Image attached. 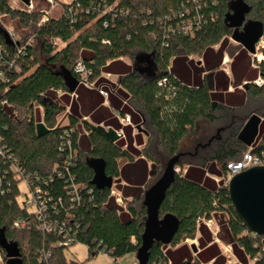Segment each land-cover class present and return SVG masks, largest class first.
<instances>
[{"label":"trees","instance_id":"1","mask_svg":"<svg viewBox=\"0 0 264 264\" xmlns=\"http://www.w3.org/2000/svg\"><path fill=\"white\" fill-rule=\"evenodd\" d=\"M232 1L72 0L70 14L49 17L38 25L40 12L10 9L5 0H0V10L16 19L20 28H26L16 42L0 29V72L4 75L0 78V102H4L0 104L2 143L34 181L35 177L42 179L51 174L54 165L62 169L63 177L53 176L52 181L42 185L53 202L60 198L62 205L66 203L68 174L64 165L73 181L84 186L72 213V222L78 223L73 244H83L90 255L102 252L116 260L135 253L146 216L142 199L148 176L159 177L169 157L182 152L184 138L191 133L195 137L197 122L205 119L221 121L223 131L206 146L194 150L198 143H205L197 141L187 155L193 161L185 163L182 156L174 165L182 171L186 164L185 172H175L160 204L159 217L171 213L178 226L168 244H153L146 264H226L203 222L214 216L219 227L217 237L231 247L240 264H264V236L246 229L234 212L227 187L211 177H223L227 163L241 159L247 150L264 151V83L256 86L252 82L256 73L264 80V60L259 69L252 70L248 52L229 41L233 28L225 19ZM242 1L249 11L239 28L246 21H258L264 35V2ZM111 5L104 10L103 6ZM195 15L198 27H192L191 33L183 23L189 20L194 25ZM192 54L201 56L200 63L189 57ZM138 55L149 56L151 73L121 59L134 63ZM225 55L230 59L229 75L219 69ZM78 60L91 71V81L101 80L106 72L118 73L117 94L129 104L124 110L130 112L133 121L145 124L149 147H134L130 127L125 128L126 142L109 141L100 123L117 126L111 113L126 112L118 107L110 112L95 89L81 85L72 96L66 90L62 72L77 78L73 66ZM161 79L166 83L159 85ZM229 86L232 91H228ZM59 92L64 94L59 96ZM110 103L115 106L113 99ZM65 104L69 105V124L60 125L56 116L66 109ZM34 105L42 108V121L49 129L41 136L35 134L36 121L31 115ZM249 113L261 117L252 148L237 138ZM26 114L30 116L25 118ZM81 116L89 119H80ZM138 136L135 138L140 145ZM69 154L70 161L63 163ZM90 159H101L105 174L117 183L123 182L114 188L121 198H131L125 208L111 195L112 186L97 188L91 183L94 172L88 164ZM10 187V192L0 198V229L7 241L17 243L22 264H82L68 261L64 255L67 247L56 246L53 236L43 235L31 226L12 228L13 220L27 213L15 202L17 190L13 182ZM196 232L198 250L193 255L187 244L178 243L194 238ZM41 249L50 254L47 261L39 260ZM1 256L6 263L4 252Z\"/></svg>","mask_w":264,"mask_h":264},{"label":"built area","instance_id":"2","mask_svg":"<svg viewBox=\"0 0 264 264\" xmlns=\"http://www.w3.org/2000/svg\"><path fill=\"white\" fill-rule=\"evenodd\" d=\"M42 0L43 7L37 6V1L29 0L28 3H24L22 0H5L7 7L10 9H15L22 12H33L38 11L41 13V17L38 21V25L47 21L49 17H54L55 19L68 15L71 13L70 3L72 0ZM264 2V0H262ZM55 6H60L58 8V13L53 14L50 11L54 9ZM104 10H108L112 8L111 6H103ZM102 10V11H104ZM8 18V14L0 10V29L6 33V36L12 41L16 42L18 40V36L11 29L10 25L3 23L2 20L4 18ZM194 25L190 23L189 20L186 23H183L184 27L188 31L191 32L192 27H198L199 18L197 15L193 18ZM106 25V24H105ZM192 33V32H191ZM231 39V38H230ZM30 38L27 42H29ZM264 49V35H261L257 42L254 44L253 53H248L250 57L251 66L259 69V64L264 60L263 55ZM21 49H18L20 52ZM3 52L0 46V54ZM229 61L230 59L225 55L222 60V64L225 61ZM0 61H2L0 56ZM228 62V69H229ZM1 62V65H4ZM13 60L10 61L9 64H12ZM221 64V65H222ZM18 70V68H16ZM226 73V69H224ZM73 73L76 75L78 83L83 85L89 89H95L103 98L106 100L108 92L102 88L101 85L96 86L95 81L89 80L91 75V71L85 67L81 60H78L73 66ZM110 75V73H106ZM0 78L3 79L4 75L0 72ZM256 86H261L264 83L263 77L260 73H258L257 77L252 81ZM166 83L165 79L159 80L158 84L162 85ZM4 102L1 101L0 104ZM36 108L40 112L42 121V108L40 106L34 105L32 109L31 115L33 116L36 113ZM30 116V115H28ZM113 116L117 118L121 124H130L131 119L128 114L121 115L118 111L113 112ZM43 122V121H42ZM118 138H123L124 134L122 130H116ZM63 146V145H62ZM252 148V146H250ZM69 156L63 163H67L70 161ZM264 165V151L259 153L251 152L247 150L242 154V158L236 161H230L227 163V172L226 174L219 178L215 176H211L216 182H222V185L227 187L229 179L236 173L245 170L247 168ZM63 169L68 174V178L66 181V194H65V205H62V201L60 198L56 200V203L52 201V196L49 192L42 187L47 182L52 181L53 176L63 177L62 169H59L57 166H53L52 173L47 177H43L42 179L35 177L37 181H34L32 176L26 175L21 166L15 161L12 154L2 143V139L0 137V198L4 196L6 193L10 192V185L13 182L16 186L17 193L15 195V202L26 210L27 215L25 217L19 216L15 218L12 222V228L21 230L27 227H33L36 231L43 235H51L55 238L54 244L56 246L69 247L73 245L75 241L76 230L78 227V223L73 221V210L79 204L80 200V190H84L83 185L76 184L73 181V176L69 175L67 165H64ZM175 171L178 172V169L174 167ZM20 183H23L25 186V190L23 191L20 188ZM116 192L118 197L114 194ZM25 196V199L22 198V201L19 199ZM111 195L115 197V200L118 204L121 205L122 198L119 194V191L113 189L111 187ZM62 214V217H61ZM210 221V220H207ZM72 222V224H71ZM205 223V221L203 220ZM0 251V264H4L2 262V256ZM50 256L48 251L41 249L39 254V260L44 262L47 261V258ZM129 264H138V261L135 259L131 261Z\"/></svg>","mask_w":264,"mask_h":264},{"label":"water","instance_id":"3","mask_svg":"<svg viewBox=\"0 0 264 264\" xmlns=\"http://www.w3.org/2000/svg\"><path fill=\"white\" fill-rule=\"evenodd\" d=\"M22 1L28 3L29 0ZM229 8L231 12L226 14L225 20L233 28L230 38L249 53H253L254 44L262 35V24L258 21L249 20L239 28L245 20V14L249 11V7L242 0H234L230 3ZM140 61L148 63L146 70L151 73L152 63L149 56L138 55L134 61L136 68L140 69L138 66ZM62 76L66 87L70 91H74L77 86V80L74 76L68 71H63ZM209 85L212 87L211 83ZM214 104L215 102L212 103L213 106ZM260 123L261 117L252 114L241 127L237 138L243 144L249 146L257 135ZM34 127L36 136H41L49 131L42 121L36 122ZM99 128L109 141L115 142L118 139V135L113 128L108 127L105 129L102 126H99ZM216 131L218 133L219 129ZM212 138L213 136L209 137L205 143L198 144L196 147L199 145L206 146ZM185 154V152H177L169 157L162 173L143 193L142 205L145 207L146 216L140 242L134 253L138 264H146L153 244H168L177 229V218L171 213L159 217V207L167 189L174 181L176 172L174 165ZM88 164L94 172L91 183L97 188H110L112 178L105 174L103 161L101 159H90ZM227 191L234 212L246 229L253 234L264 236V165L253 166L234 174L228 181ZM190 248L193 252L197 251V247L193 243ZM0 251L5 254V264H22L17 243L7 241L3 229H0Z\"/></svg>","mask_w":264,"mask_h":264},{"label":"rangeland","instance_id":"4","mask_svg":"<svg viewBox=\"0 0 264 264\" xmlns=\"http://www.w3.org/2000/svg\"><path fill=\"white\" fill-rule=\"evenodd\" d=\"M37 1V6L38 7H43L44 5L42 4V0H35ZM58 3V0L56 1ZM59 4V3H58ZM60 9V6H55L54 9H52V11H50L51 13L53 14H57L58 13V10L57 9ZM3 23H6L8 25H10L11 29L16 33V35H20V33H22L23 35L26 33V28L25 29H22L20 28L18 22L16 21V19H11L10 17H6L2 20ZM21 36V35H20ZM229 41L232 43V44H236L235 41H233L232 39L229 38ZM192 59L194 60H197L199 63H200V59H201V56L198 55V54H192L191 56ZM125 60L127 62H131L129 59L125 58ZM225 61V60H224ZM228 62L229 61H225V63H223L222 65H220V68L221 70L225 71L224 69H226V71H228ZM133 65V68H136V65L134 63H132ZM147 65L148 63H146L145 61H140V63L138 64V66L140 68H145L144 71L147 72V73H150L149 70H146L147 68ZM226 73V72H225ZM241 88H239L240 90ZM219 114V113H218ZM251 113H249L247 115V117L243 120V124L242 126L244 125V123L246 122V120L248 119V117L250 116ZM25 118L28 117V115L26 114L24 116ZM34 119L36 122L40 121L41 120V115H40V112L37 110L36 108V113L33 115ZM66 115L63 116V112L62 113H59L57 116H56V121L57 122H60L62 120H65L66 121ZM222 122L221 121H218V120H214V121H207L205 119H200L198 122H197V126H196V136L194 137V133H191V135H187L184 140L182 141V146H181V149L182 152L183 151H193V147L194 145L196 144L197 141H201V142H206V140L211 136V135H214L216 134V130L219 129V128H222ZM139 129L141 131V140H142V143L140 145H138V149H143V147H149L148 144H146L147 142H149L150 138L147 137V135L144 133V130L146 129L145 128V124H141L139 126ZM153 135V134H152ZM153 139V137L151 138V140ZM255 139V137H254ZM254 140H252V142L250 143V145L248 147H250L252 145ZM246 152V151H245ZM183 162L187 163L189 161H193V159L187 157L186 156H183V158L181 159ZM123 160H120V164L122 163ZM148 167L149 169H151L153 171V168H152V163L150 161H148ZM184 167H182V169L186 168V164L185 165H182ZM178 169V173H180L181 175L183 174L184 172V169L182 171H180V167L177 166L176 167ZM209 176H211L209 174ZM213 176V175H212ZM158 176H155L154 174H150L148 176V179H147V185L145 186L146 188L149 187L157 178ZM112 186H113V189L115 184L117 183L115 179L112 180ZM123 182H118L117 183V186L116 187H119V185H122ZM20 188L21 190L23 191H26L25 190V186L23 183H20ZM114 194L118 197V194L116 192H114ZM22 197L19 199L20 201H22V198L25 199V196L24 195H21ZM127 201H131V198H122V202H121V205L125 208L127 205ZM205 221V224L207 225L208 229L211 231L212 233V236L214 237V240L217 242L219 248H220V251L222 253V255L225 257V261H226V264H240L238 262V260L235 258V256L233 255L232 253V250H231V247L229 245H227L226 243L222 242L218 237H217V233H218V230H219V227H218V222H217V217L214 216V218H212L210 221H207V220H204ZM199 236V233L196 232L195 234V237L194 238H191V237H187L183 240H181L178 245L180 244H187L190 248L191 244H195V246L197 247V237ZM192 254L194 255L195 252L192 251V249L190 248ZM64 255L66 257V259L68 261H78L79 263H82V264H129L130 261L135 258L134 257V253H129V254H126L122 257H118L116 258V260H113L110 256H108L107 254L105 253H102V252H97L95 254H89V251L88 249L81 243H75L67 248L64 249ZM2 258V257H1ZM2 262H3V258H2ZM1 263V261H0ZM4 263V262H3ZM5 264V263H4ZM201 264H212V262H207V263H201Z\"/></svg>","mask_w":264,"mask_h":264},{"label":"crops","instance_id":"5","mask_svg":"<svg viewBox=\"0 0 264 264\" xmlns=\"http://www.w3.org/2000/svg\"><path fill=\"white\" fill-rule=\"evenodd\" d=\"M237 44V43H236ZM248 52V51H247ZM249 53V52H248ZM228 57V56H227ZM122 59V61H125L127 64H129V62H127L126 60H125V58H121ZM130 64H132L131 62H130ZM222 64V63H221ZM133 66V65H132ZM250 66H251V63H250ZM220 68V67H219ZM251 69L252 70H256L257 68H254V67H252L251 66ZM256 72V71H255ZM107 73V72H106ZM106 73H103L101 76H100V78H102L101 80H98L97 82H96V80H94L97 84H95L96 86H98V85H101L102 87H105L107 90H108V94H107V97H106V100H104L103 99V101H102V104H103V106H107V107H109L110 108V112H112V110H114L113 108H121V109H123L124 110V106H128L129 107V104L128 103H126L124 100H123V98L120 96V95H118L117 94V91L120 89L119 88V85H118V82H117V75H118V73L117 72H110V75H107ZM229 69H228V73H226L227 75H229ZM257 75H258V73H256V76H255V78L257 77ZM254 78V79H255ZM76 80H77V78H75ZM213 79V78H212ZM212 79H211V85H212V87H210V89L211 90H213V88H214V86H213V81H212ZM79 86H81V84H79L78 83V80H77V86H76V88L74 89V91H76V89L79 87ZM83 86V85H82ZM86 88V87H85ZM89 89V88H88ZM66 90L71 94H73V92L74 91H70L68 88H66ZM233 90V88L231 87V86H229V88H228V91H232ZM64 94V92H59V96H62ZM72 94H71V96H72ZM69 99H70V97H69ZM113 99V101H114V103H113V105H115L114 107H111L110 106V101ZM117 105V106H116ZM65 107H66V109L63 111V116L64 115H66V121L65 120H62V121H60V122H57L58 124H60V125H67V124H69V118H68V111H69V105L68 104H65ZM79 112H80V110H78ZM125 111V110H124ZM126 113L125 114H128L129 116H130V119H131V123L130 124H125V125H123V124H121L120 123V121L117 119V118H115L114 116H113V114L111 113V118L115 121V123L117 124V126L114 124V123H112V125H115L116 127H113L112 125H104L103 123H100V126H102V127H104L105 129H107L108 127H111V128H113L115 131L116 130H122V132H123V134H124V137L123 138H118L116 141H118V140H122V141H125L126 142V130H125V128L126 127H130V136L133 138V145H134V147H136V148H138L137 146H138V144H137V141H136V138L135 137H137L138 135V137H139V139L141 140V131H140V129H139V126L140 125H138L137 123H135L134 121H133V119L131 118V114H130V112H128V111H125ZM77 115H79V113L77 112ZM80 119H86V120H88L89 119V117L88 116H81V118ZM136 134H138V135H136ZM142 141V140H141ZM125 146V145H124ZM184 172H185V169H184ZM214 218V217H213ZM212 219V218H211ZM211 219H209V220H211ZM215 241V240H214ZM216 242V241H215ZM217 243V242H216ZM219 247V246H218ZM220 249V248H219ZM198 250V249H197ZM195 254V253H194ZM135 257V256H134ZM133 260H135V258H133L131 261H133ZM130 261V262H131ZM209 262H211V261H209Z\"/></svg>","mask_w":264,"mask_h":264},{"label":"flooded vegetation","instance_id":"6","mask_svg":"<svg viewBox=\"0 0 264 264\" xmlns=\"http://www.w3.org/2000/svg\"><path fill=\"white\" fill-rule=\"evenodd\" d=\"M221 131H223V129L222 128H219V132L217 133V131H216V134H214V135H212L213 136V138L212 139H214V138H218L219 136V133L221 132ZM198 144H200V143H198ZM197 144V145H198ZM200 146V145H199ZM198 147V146H197ZM196 146L194 147V150H196V148H197ZM187 152V153H186ZM185 153V155H189V154H191V152L190 151H186Z\"/></svg>","mask_w":264,"mask_h":264}]
</instances>
